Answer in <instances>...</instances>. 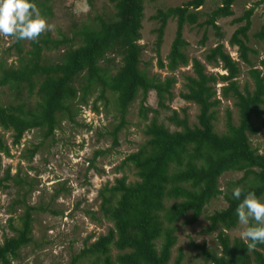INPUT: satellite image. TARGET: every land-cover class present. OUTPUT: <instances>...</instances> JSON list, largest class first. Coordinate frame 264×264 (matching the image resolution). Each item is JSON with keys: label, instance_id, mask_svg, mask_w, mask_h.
I'll use <instances>...</instances> for the list:
<instances>
[{"label": "trees", "instance_id": "trees-1", "mask_svg": "<svg viewBox=\"0 0 264 264\" xmlns=\"http://www.w3.org/2000/svg\"><path fill=\"white\" fill-rule=\"evenodd\" d=\"M48 1L34 0L40 10L48 9ZM206 1L215 3L203 11ZM236 1L185 0L179 5L158 8L151 16L157 22L153 42L156 52L166 22L175 21L166 62L158 59L157 65L172 73L190 64V73L182 75L183 90L178 96L197 108L195 122L191 124L184 110L180 116L164 103L172 98L175 77L170 74L159 79L140 68L143 0H107L111 12L94 16L90 24L83 26L77 33L76 45L72 39L53 40L45 33L38 42L30 41L28 50H23L21 41L14 38L12 45L5 48L4 53L10 55L12 49L15 58L7 63L6 57L0 56V89L7 90L13 100L0 103V130L9 133L11 145L17 146L23 133L31 129L39 132L41 140H52L62 119L88 129L89 125L78 123L75 117L79 114V105L85 104L94 90L98 91L90 106L94 113L98 112L96 100L105 101V92L112 96L119 113V121L110 131L113 145L124 124L126 109L138 94L141 117L145 118L147 111L152 113L144 125L145 139L113 169L120 174L95 189L97 213L84 210L90 220L98 223L99 218H104L110 226L92 241H89L92 233L82 238L81 247L70 256L69 264H168L176 240L174 223L187 213L189 216L184 222H196L204 206L220 194L225 205L205 216L208 222L205 231H216L218 247L214 251L203 243H191L195 255L207 264H264V244L249 251L240 237H229L226 233L238 223L235 209L240 201L233 198V189L222 192L218 184L223 173L240 172L232 186L264 198V147L259 151L251 146L248 138L249 134L255 135L264 128L261 117L264 57L252 60L257 52L248 45L253 7L230 19L237 26L226 43L234 48L236 59L221 42L222 33L217 24L218 19L233 15L232 5ZM185 25L203 29L200 44L206 40L207 28L217 37V42L204 52L202 61L189 58L185 52L187 41L182 35ZM253 36L264 41V19ZM61 46L57 60L49 62L44 58V51ZM240 63L247 67L251 89L247 83L241 87L238 84ZM206 66L219 67L224 73L207 71ZM148 91L154 92L155 108L143 105ZM222 100L230 101L236 110V123L226 108L225 130L217 133L214 120ZM256 119L259 123H255ZM37 147L38 144L31 145L19 153V161H25L26 168L34 169L30 163ZM100 154L101 150H95L87 159V166L101 174L104 171L94 165ZM2 155L9 156V147L0 133V165ZM19 161L13 173L9 164L0 169V188L5 189L11 183L17 187L16 192L21 191L6 205L5 222L13 234L0 242V264H10L18 251L32 241V212L43 209L26 203L25 197L34 180L25 173L20 174ZM126 166L133 169L136 179L126 180L122 172ZM57 188L67 190L63 183ZM56 190L52 197L58 194ZM166 200L172 202L166 204ZM17 208L22 211L16 216L18 226L14 227L12 216ZM181 260L182 253L178 251L171 264H182Z\"/></svg>", "mask_w": 264, "mask_h": 264}, {"label": "rangeland", "instance_id": "rangeland-1", "mask_svg": "<svg viewBox=\"0 0 264 264\" xmlns=\"http://www.w3.org/2000/svg\"><path fill=\"white\" fill-rule=\"evenodd\" d=\"M185 0H143V17L141 20L140 40L142 45L140 68L144 69L148 75H157L162 79L166 75H173L175 82L171 88L172 98L169 102H164L171 109L177 111L181 116V111L184 110L187 115L189 124L195 122L197 113L196 106L182 100L178 93L182 91L183 74L190 73V64L187 66L178 67L174 72L169 73L165 68H159L157 60L162 63L166 62V54L171 42L175 21L169 19L163 30L162 41L158 52L155 51L153 42L155 38V28L157 22L151 19V16L158 8H166L169 6L179 5ZM213 1H206L203 6V11H208L214 6ZM48 9H42L39 12L43 15L49 24H54L55 28L51 31H46L50 39L68 38L72 39L73 44L78 43L77 33L86 24H90L94 16H104L111 12V6L107 0H49L46 3ZM253 7L250 17V28L248 31V45L255 49L257 55L251 57L252 60L264 57V41L253 34L258 31L259 26L264 19V0H237L232 5L233 15L231 17L220 18L217 24L220 27L222 38L220 39L229 54L236 59L234 48L227 46L226 39L237 26L232 24L230 19L238 16L241 12ZM203 29L196 26L185 25L182 35L187 41L185 52L189 58L194 57L202 61V56L207 48L217 42V37L213 34L211 28H207L204 32L206 40L203 44L199 43ZM41 34V35H43ZM13 38L0 37V56L6 57V62L12 61L15 56L12 53L6 55L5 48L12 45ZM23 50H28L30 47L29 40H21ZM61 47L43 52L44 58L47 61L53 62L60 55ZM240 74L237 77L239 86L247 83L249 89L250 78L247 74V67L239 64ZM257 66V63H256ZM206 70L210 72L224 73L219 67L206 66ZM219 83L216 84V87ZM0 103L6 104L11 99L8 91L0 89ZM97 90H94L87 96L86 103L79 105V114L75 120L78 123L89 125V128H83L69 123L62 119L59 122V128L54 131L53 139L41 140L39 132L34 129L23 133L20 142L17 146L10 144V136L8 132L0 133L9 147V156H1L0 169L4 165H10V172L13 173L18 165L19 153L22 149L29 148L31 145H37V150L34 153L30 165L34 169L26 168L25 161H19V168L22 173H25L28 178H32L34 185L25 197L26 203L29 205H39L43 209H37L32 212V241L22 247L18 251L17 257L10 264H69L70 256L76 253L80 247L82 238L89 233L92 241L98 234L105 232L110 223L99 218L98 223L90 220L84 210L89 209L97 213L98 199L95 198V189L105 183L111 182L113 177L120 173L114 172L115 166L128 153L134 151L138 145L145 139L143 134L144 125L152 115L147 111L145 118L139 113L140 94L130 103L124 114V124L117 133L116 144H111L110 131L119 121V113L115 109L112 96L104 93V100H96L98 112L94 113L90 106L97 95ZM143 105L148 108L156 107V97L153 91H148ZM230 111L232 122L236 123V110L231 105L230 101H221L216 109L214 130L221 133L225 130L224 126V110ZM261 117L264 118V107L262 108ZM255 123H259L258 119ZM95 128L97 130H95ZM252 147H256L259 151L264 147V128H261L255 135H248ZM95 150H101L102 154L98 155L94 160L95 168H101L104 172L97 173L93 169L88 168L87 159L91 157ZM122 172L126 176L127 181L136 179L134 171L131 167H124ZM240 172L228 171L223 173L218 180L219 188L222 192L232 190L235 187L232 183L240 177ZM59 183H63L66 191L59 190ZM91 184V186H90ZM17 187L8 184L5 189L0 188V242L3 237L12 235L13 233L7 228L5 219L7 218L6 205L17 197L21 191L15 190ZM57 189L58 194L54 197V190ZM264 201V198H260ZM171 200H166L165 203H171ZM77 205L75 206V204ZM225 205V200L222 194L210 200L203 208L200 218L192 223H185L189 213L180 218L174 223L175 244L171 249L170 260L178 251L182 253V264H207L202 259L195 255V249L191 243L204 244L210 250L217 249L216 231L206 232L207 220L205 216L212 211L222 208ZM50 210L58 212L53 214ZM21 208L15 209L12 216V225L18 226L17 215L21 214ZM98 216V215H97ZM242 226L239 223L227 231L229 237H240L239 233ZM159 239L156 240V246L159 245ZM83 263V262H82ZM80 263V264H82Z\"/></svg>", "mask_w": 264, "mask_h": 264}, {"label": "clouds", "instance_id": "clouds-1", "mask_svg": "<svg viewBox=\"0 0 264 264\" xmlns=\"http://www.w3.org/2000/svg\"><path fill=\"white\" fill-rule=\"evenodd\" d=\"M54 28L34 0H0V37L38 42L41 34ZM232 195L240 201L235 209L242 226L240 238L249 251L254 250L258 244H264V201L255 192L244 193L240 186L233 189Z\"/></svg>", "mask_w": 264, "mask_h": 264}]
</instances>
